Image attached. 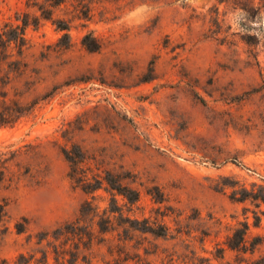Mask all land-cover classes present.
<instances>
[{
  "label": "rangeland",
  "instance_id": "374dc122",
  "mask_svg": "<svg viewBox=\"0 0 264 264\" xmlns=\"http://www.w3.org/2000/svg\"><path fill=\"white\" fill-rule=\"evenodd\" d=\"M67 1L54 20L70 18ZM84 3L91 17L70 23V46L52 21L25 30L28 69L7 90L31 108L0 127V264L42 252L48 264H264V204L236 201L264 187V0ZM33 12L0 0L1 23ZM66 134L138 196H115L123 218L108 233L87 218L90 239L51 236L84 201L101 214L111 198L68 178ZM34 146L40 156L13 154ZM243 223L245 246L231 248Z\"/></svg>",
  "mask_w": 264,
  "mask_h": 264
},
{
  "label": "trees",
  "instance_id": "16d2710c",
  "mask_svg": "<svg viewBox=\"0 0 264 264\" xmlns=\"http://www.w3.org/2000/svg\"><path fill=\"white\" fill-rule=\"evenodd\" d=\"M72 11L69 19L54 20L55 12L64 6L67 0H26V7L33 9V13H23L18 16L15 23H1L0 22V127L12 126L16 120L23 114L27 113L31 105L24 103V92H15L14 98H9L7 88L14 82L16 77L24 76L27 72L28 65L25 62V53L28 50V42L25 38V30L27 27H38L42 21H52L58 30L64 32L59 42H66V46H70V23L74 19H83L88 21L90 19V6L84 3V0H73ZM83 47L90 53L97 52L100 49V44L91 34H86L82 39ZM63 135L65 140L63 145H59V152L68 165V178L75 187L80 189L84 194L94 195L102 190L111 195L110 204L108 208L102 210L93 204L96 200L92 196V202L84 201L81 204L78 215L73 222L56 229L51 233V236H76L79 239L83 237H90L91 226L85 224L87 218H98L96 226L100 233H108L112 227L113 215L117 214L118 218L122 219V211L117 205L115 196L119 195L125 198L128 202L134 203L137 200V192L126 186L121 182L120 178L115 176H103L99 169L94 170L91 165V158L87 151L79 144L72 141ZM15 156H31V158L40 156L41 150L39 146L30 147V151L22 152L17 150L13 153ZM9 167L5 164L0 165V181L5 180L6 174H9ZM45 173H49L48 166H45ZM13 176V174H11ZM100 198V197H99ZM238 202H260L264 204V187H258L250 191L242 188L240 196L236 198ZM2 207L0 206V213ZM258 217H255L257 223ZM248 225L241 224V228L236 229V242L229 244L231 248L244 247L246 243V232ZM146 231V230H145ZM49 234L45 233L44 238ZM24 256L20 255L17 264H31L30 260H24ZM63 261L59 263V260ZM23 261V262H22ZM57 264H64V257H56ZM37 264H48L47 253L42 252V257Z\"/></svg>",
  "mask_w": 264,
  "mask_h": 264
}]
</instances>
